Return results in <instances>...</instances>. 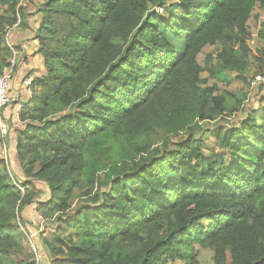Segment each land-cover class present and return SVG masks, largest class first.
<instances>
[{
	"label": "trees",
	"instance_id": "trees-1",
	"mask_svg": "<svg viewBox=\"0 0 264 264\" xmlns=\"http://www.w3.org/2000/svg\"><path fill=\"white\" fill-rule=\"evenodd\" d=\"M28 1L0 0V75L17 24L44 67L10 103L0 264H264V0Z\"/></svg>",
	"mask_w": 264,
	"mask_h": 264
},
{
	"label": "rangeland",
	"instance_id": "rangeland-1",
	"mask_svg": "<svg viewBox=\"0 0 264 264\" xmlns=\"http://www.w3.org/2000/svg\"><path fill=\"white\" fill-rule=\"evenodd\" d=\"M35 2V0H34ZM24 8H28V17L29 18H33L34 19H39V15H35V13H33L34 15H31V9L33 10L34 9V4L33 3H30V1L28 0H24L23 4ZM36 6V5H35ZM256 15L250 22H249V30L251 32V39H249V44L251 46V48L253 50H257L258 48L264 46V43H263V40L260 38L259 34H260V31L262 30V25L264 23V10H261V9H258L256 11ZM37 20H36V24L34 25H37ZM20 25L18 24L17 26L14 27L13 30H11L12 32L10 33L9 35V41L11 42V40L15 37L16 39H20V38H27L28 36L24 35L23 32H24V28L22 29L21 27H19ZM182 39V38H181ZM27 44L29 46L28 47V60H30V64L29 63H22V65H19L18 67V70H16V76H15V79H14V83H11L10 82V87H9V91H8V95L10 97V99H14L16 98V90L21 92V98L22 99H26L27 96L25 94L26 92V84L24 83V77L28 74V72L30 70H33L36 74H40L43 72L44 70V67H43V60L38 56V55H34V57H32L31 55L34 54L35 50L31 44V40H27ZM177 45H179V48L181 47V41H176L175 42ZM181 43V44H180ZM18 43H16L17 45ZM11 45H13V43H11ZM215 48H219L217 46L215 47H211L209 48L210 49H215ZM20 63V58H19V53H18V60H17V65ZM252 65H253V70L254 72L258 71V66L255 62L252 61ZM17 68V66L15 67ZM15 72V70H14ZM33 79V77H31V80ZM218 81L220 83V86L222 88H225L227 86H230V87H233V86H236L238 85V83L236 81H233L230 85H228L226 83L225 80L222 79H219L218 78ZM258 91V92H256ZM258 94V96H257ZM264 94V90H251V94H250V99L248 100V104H251V107L254 106V105H258L259 104V96ZM10 110H12V104L9 106H6L5 109H4V112H5V118H6V121L4 122L3 125H5L8 129V133L10 131V133L8 134H5L6 137H4L3 133H1V130H0V156H5L8 158V154H11L12 156V152H14L12 150V143H13V139H14V135L13 134V125H11V129L9 130V123H10V120L9 117H10ZM16 111V110H14ZM8 116V117H7ZM232 120H234L235 122H238L239 121V117H235L233 118ZM1 136H3V139H1ZM13 158V156H12ZM11 162V160L9 161ZM12 164V163H11ZM14 166V165H13ZM13 166L11 165V167L13 168ZM14 170V168H13ZM11 170L12 174H14L15 172ZM36 239V238H35ZM45 255V254H44ZM202 256L204 258V254L202 252ZM44 258V256H42ZM43 258H40V262L41 264H45L44 261H43ZM207 260V259H206Z\"/></svg>",
	"mask_w": 264,
	"mask_h": 264
},
{
	"label": "built area",
	"instance_id": "built-area-1",
	"mask_svg": "<svg viewBox=\"0 0 264 264\" xmlns=\"http://www.w3.org/2000/svg\"><path fill=\"white\" fill-rule=\"evenodd\" d=\"M10 32L11 30L7 34V42L13 51V57L11 59V66L9 68H6L4 73L0 75V130L4 136L5 134L8 133L7 127L3 125L4 122L6 121L4 109L6 106H8L11 103V99L8 95V91L10 87V82L13 81L16 76L14 69L17 66L18 53H19L17 50L13 48V45H11L9 41ZM22 48H23V52H26L28 49V47L24 44L22 45ZM31 82L32 80L31 78H29L25 81V84L29 86ZM250 84L252 88L264 86V73L255 75L253 79L250 81Z\"/></svg>",
	"mask_w": 264,
	"mask_h": 264
},
{
	"label": "crops",
	"instance_id": "crops-1",
	"mask_svg": "<svg viewBox=\"0 0 264 264\" xmlns=\"http://www.w3.org/2000/svg\"><path fill=\"white\" fill-rule=\"evenodd\" d=\"M23 34L24 35H26V36H28L27 38H25V37H23V38H18V39H16L15 37L11 40V42L10 43H13V46L14 45H16V43H18V45L20 44V45H26V46H29L27 43V40H31V44H32V46H33V48H34V50L36 51V49H37V41H36V39H35V35H34V29L32 28V27H30L29 28V30L27 29V30H25L24 29V32H23ZM10 40V39H9ZM29 92L30 91H26L25 92V94H26V96L28 97V95H29ZM28 94V95H27ZM21 92H19V91H17L16 90V98H14V99H11V103L13 102V101H18L20 104L21 103H23V102H26L27 101V98L26 99H22L21 97ZM11 114V113H10ZM8 117V116H7ZM9 119H11V116L9 117ZM36 235H38L37 233H34V236H36ZM35 238V237H34ZM44 263H45V261H44ZM46 264V263H45Z\"/></svg>",
	"mask_w": 264,
	"mask_h": 264
},
{
	"label": "clouds",
	"instance_id": "clouds-1",
	"mask_svg": "<svg viewBox=\"0 0 264 264\" xmlns=\"http://www.w3.org/2000/svg\"><path fill=\"white\" fill-rule=\"evenodd\" d=\"M10 105V104H9Z\"/></svg>",
	"mask_w": 264,
	"mask_h": 264
}]
</instances>
